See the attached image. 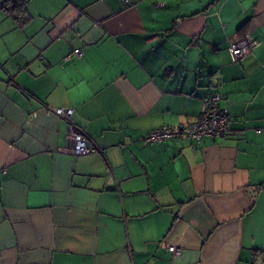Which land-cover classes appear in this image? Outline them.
I'll list each match as a JSON object with an SVG mask.
<instances>
[{
    "label": "crops",
    "instance_id": "0c3cea01",
    "mask_svg": "<svg viewBox=\"0 0 264 264\" xmlns=\"http://www.w3.org/2000/svg\"><path fill=\"white\" fill-rule=\"evenodd\" d=\"M24 1L0 0V264H264V0ZM210 92L226 135L143 142ZM58 107L100 152L59 150Z\"/></svg>",
    "mask_w": 264,
    "mask_h": 264
},
{
    "label": "built area",
    "instance_id": "2783aa9c",
    "mask_svg": "<svg viewBox=\"0 0 264 264\" xmlns=\"http://www.w3.org/2000/svg\"><path fill=\"white\" fill-rule=\"evenodd\" d=\"M229 54L233 62L239 61L251 50V38L249 35L239 37L229 47ZM75 56L81 57L82 51L75 49ZM55 113L67 122V144L59 150L75 156L88 155L100 152L79 124L74 120L73 111L67 108L58 107ZM229 113L221 104V94L210 92L203 99V109L197 121L189 124L162 125L153 128L146 133L142 139L145 143H160L167 140L181 138L198 141L201 138H219L229 131ZM196 147V145H193ZM169 249L174 251V246Z\"/></svg>",
    "mask_w": 264,
    "mask_h": 264
},
{
    "label": "trees",
    "instance_id": "16d2710c",
    "mask_svg": "<svg viewBox=\"0 0 264 264\" xmlns=\"http://www.w3.org/2000/svg\"><path fill=\"white\" fill-rule=\"evenodd\" d=\"M12 2H13V4H12L13 9L14 10L17 9L16 11L18 13L23 12L25 10L24 9V3H25L24 0H12ZM1 4H2L1 6L5 7V2H2Z\"/></svg>",
    "mask_w": 264,
    "mask_h": 264
}]
</instances>
